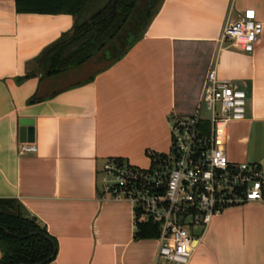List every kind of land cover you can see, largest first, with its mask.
Segmentation results:
<instances>
[{
	"label": "crops",
	"instance_id": "0c3cea01",
	"mask_svg": "<svg viewBox=\"0 0 264 264\" xmlns=\"http://www.w3.org/2000/svg\"><path fill=\"white\" fill-rule=\"evenodd\" d=\"M247 9L262 23L250 54L219 43L223 25ZM73 26L71 15L21 13L16 0H0V199L19 202L56 240L47 264H154L158 243L134 239L132 204L101 198L102 167L115 158L148 168L151 155L167 153L169 122L197 113L214 69L247 85L246 119L227 126L225 153L264 177V0H160L91 80L42 79L37 59ZM35 94L42 100L29 103ZM22 119L33 121L36 153L18 152ZM194 245L189 264H264V205L223 211Z\"/></svg>",
	"mask_w": 264,
	"mask_h": 264
},
{
	"label": "built area",
	"instance_id": "2783aa9c",
	"mask_svg": "<svg viewBox=\"0 0 264 264\" xmlns=\"http://www.w3.org/2000/svg\"><path fill=\"white\" fill-rule=\"evenodd\" d=\"M262 23L253 9L226 22L219 43L254 51ZM246 84L219 80L211 69L202 88L197 113L169 122L167 153L151 155L148 168L109 159L99 176L102 199L129 201L134 220L158 225L154 264H189L213 217L250 203L264 205V177L259 166L230 161L224 149L226 128L246 119ZM19 154L36 153L34 144L20 143ZM198 229V233H194Z\"/></svg>",
	"mask_w": 264,
	"mask_h": 264
},
{
	"label": "trees",
	"instance_id": "16d2710c",
	"mask_svg": "<svg viewBox=\"0 0 264 264\" xmlns=\"http://www.w3.org/2000/svg\"><path fill=\"white\" fill-rule=\"evenodd\" d=\"M141 1L107 0L103 6L97 8L99 0H16L17 11L21 13L68 14L74 18L72 31L46 49L37 59V73L42 79L68 80L70 70H81V67L106 46H113L118 34L126 24L132 22L131 20L144 23L146 8L135 15ZM152 14L151 10V17ZM134 40L135 37L125 47L121 45V50L113 57L114 60L119 58ZM71 46L76 47L67 53ZM103 68H99L94 75ZM79 72L72 71V74ZM80 84L75 82L74 85ZM41 100L42 98L35 94L29 103ZM136 215L134 239H156L158 225L150 219H139L140 212ZM0 250V264H47L55 259L57 242L35 218L26 215L19 202L0 199Z\"/></svg>",
	"mask_w": 264,
	"mask_h": 264
},
{
	"label": "rangeland",
	"instance_id": "374dc122",
	"mask_svg": "<svg viewBox=\"0 0 264 264\" xmlns=\"http://www.w3.org/2000/svg\"><path fill=\"white\" fill-rule=\"evenodd\" d=\"M106 1L107 0H99L97 8L103 6L106 3ZM146 2H147V0L141 1V4L139 5L138 10H137L135 15H137L138 12H140L141 10H144L146 8ZM157 5H155L152 8V11H155ZM131 21L132 22H130L129 24H126V26L123 28V30L118 34L117 39H115V41L113 42V46H110V45L106 46L101 52L97 53L91 60H89L83 67H81V71L77 75L72 74V71H69V79L68 80H60L59 84L65 85V84H69L71 82L72 83L85 82L91 76H93L94 73H96L99 68L105 67L107 65V59L111 57L110 55H113L114 52H119V50H121V45L126 40H128V39L130 40V39L140 35V33L142 31L143 23L140 21L136 22V20H131ZM129 33H131V34H129ZM75 47L76 46H71L69 48V50L67 51V53L72 51L73 49H75ZM104 53H106V57H104ZM198 231H199L198 229H194V233H198Z\"/></svg>",
	"mask_w": 264,
	"mask_h": 264
},
{
	"label": "water",
	"instance_id": "95a60500",
	"mask_svg": "<svg viewBox=\"0 0 264 264\" xmlns=\"http://www.w3.org/2000/svg\"><path fill=\"white\" fill-rule=\"evenodd\" d=\"M158 0H149L145 9V14L143 15V19L145 20L142 27L145 25L147 20L151 17V10L156 5ZM132 39L128 40L122 46L125 47L127 44L131 43ZM19 140L21 143H34V129H33V121L30 119H22L19 122Z\"/></svg>",
	"mask_w": 264,
	"mask_h": 264
}]
</instances>
